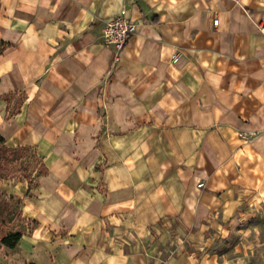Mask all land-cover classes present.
Returning <instances> with one entry per match:
<instances>
[{
  "label": "crops",
  "instance_id": "obj_1",
  "mask_svg": "<svg viewBox=\"0 0 264 264\" xmlns=\"http://www.w3.org/2000/svg\"><path fill=\"white\" fill-rule=\"evenodd\" d=\"M259 20L264 0H0V135L46 168L0 264H245L203 243L264 240Z\"/></svg>",
  "mask_w": 264,
  "mask_h": 264
},
{
  "label": "rangeland",
  "instance_id": "obj_2",
  "mask_svg": "<svg viewBox=\"0 0 264 264\" xmlns=\"http://www.w3.org/2000/svg\"><path fill=\"white\" fill-rule=\"evenodd\" d=\"M9 153L5 148L0 147V162L3 163ZM19 153V156L16 154L9 164L5 163L3 169H0L5 177L0 178V236L9 231L27 232L35 225L31 212L26 209L25 200L33 195L37 185V175L40 171H43V165H39L40 158L32 146L19 149ZM252 237L248 234L220 237L214 235L206 237L203 244L206 246L216 244L217 246L211 247V250L221 257L236 260L244 256L246 258L245 264H257L258 261L264 258V240H261L263 243L254 247L251 246L253 244ZM183 240L185 238L180 239V242H183ZM168 243L170 244L171 241ZM4 246L0 243V254L4 252ZM16 246L17 244L11 247L12 250L8 253L14 252Z\"/></svg>",
  "mask_w": 264,
  "mask_h": 264
},
{
  "label": "built area",
  "instance_id": "obj_3",
  "mask_svg": "<svg viewBox=\"0 0 264 264\" xmlns=\"http://www.w3.org/2000/svg\"><path fill=\"white\" fill-rule=\"evenodd\" d=\"M218 18L213 19V23L217 24ZM258 29L264 34V21L259 20ZM136 30V23L129 18L127 14V7L122 6L118 14L104 22L102 27L101 38L104 45L112 47L115 51H121L128 38ZM179 52L172 54V60L176 62L180 58Z\"/></svg>",
  "mask_w": 264,
  "mask_h": 264
},
{
  "label": "trees",
  "instance_id": "obj_4",
  "mask_svg": "<svg viewBox=\"0 0 264 264\" xmlns=\"http://www.w3.org/2000/svg\"><path fill=\"white\" fill-rule=\"evenodd\" d=\"M0 147L5 148L7 151L10 152L9 156L5 157L4 162L3 163L0 162V169H1L2 167H4L3 165L5 163L9 164L15 158L16 154L19 156V154H20L19 149H22V148L24 149V147H26V146H14V147L8 146L7 147L4 137L0 135ZM39 165H43V171H40L37 176L46 172V168H45L44 164L42 163L41 159L39 160ZM2 174L3 173L0 172V178H5L4 175H2ZM21 234H22L21 231L6 232L0 236V243L5 245V246H8V247H13L18 243V240L21 237Z\"/></svg>",
  "mask_w": 264,
  "mask_h": 264
}]
</instances>
